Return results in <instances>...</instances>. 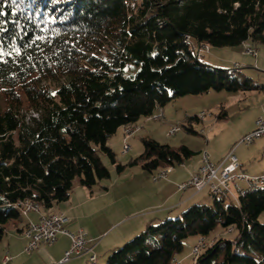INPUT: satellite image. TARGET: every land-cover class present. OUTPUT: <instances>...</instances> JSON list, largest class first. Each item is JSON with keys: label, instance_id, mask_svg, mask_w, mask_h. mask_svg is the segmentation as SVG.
I'll use <instances>...</instances> for the list:
<instances>
[{"label": "trees", "instance_id": "1", "mask_svg": "<svg viewBox=\"0 0 264 264\" xmlns=\"http://www.w3.org/2000/svg\"><path fill=\"white\" fill-rule=\"evenodd\" d=\"M193 39L264 44V0H0V241L20 203L49 210L76 182L93 190L109 178L101 154L123 171L108 145L119 128L178 97L264 88L198 58ZM226 117L223 108L218 118ZM143 143L130 164L151 172L195 153ZM213 198L149 225L107 264H170L186 238L218 226L234 227L235 240L216 239L194 264H264V187L238 202Z\"/></svg>", "mask_w": 264, "mask_h": 264}, {"label": "rangeland", "instance_id": "2", "mask_svg": "<svg viewBox=\"0 0 264 264\" xmlns=\"http://www.w3.org/2000/svg\"><path fill=\"white\" fill-rule=\"evenodd\" d=\"M191 42L196 51L198 50V46H202V56L204 62L215 67L228 69L233 75L240 76V74H245L249 77L251 76L256 83H264V44H252V47L257 52L256 56L259 57V64L257 65L254 63L255 57L251 55L252 58H250L253 59V62L250 63V65L244 67L245 65H242L243 63L242 61H240V57H242L240 46H236L235 48L234 46H214L211 44L199 45L198 42L194 39ZM105 49L102 51L103 55L106 53ZM244 50L245 47H243L242 52ZM197 55L200 58V52L197 51ZM236 63L237 65L241 64L239 68L235 67ZM174 104L177 105L176 112L178 115L185 116L186 110L193 114L196 113L197 115H199L201 112L207 113L202 121L194 123V127L197 131L196 134L187 132L185 127L180 122H176L175 126H178V131L171 135L169 134L171 130L170 128L168 130V135L164 136L166 127H164L165 123L163 121H165V118L158 121L149 117H141L137 123H144L149 118L151 119L150 121H152L151 124L154 126V128L152 129L155 132L154 136H158L159 142L176 147V149H178L181 145L186 144L193 148V150H196L198 152L197 154H195V156H199L200 154L202 156L203 151H208V153L210 154V158L213 161L215 160V156L223 152L225 147L230 144V141L234 139V135H236L242 127L248 125L253 112L259 109L258 107L260 106V104H264V92H248V94H246V91L211 90L210 92L205 94L186 95L183 97H178L165 105L164 108L172 107ZM223 108L228 110V117L219 119L218 116ZM155 121H158L159 123L156 124ZM184 124L187 125L186 122ZM122 131L123 130L119 128L117 133H115L109 139L108 145L115 151L117 163L123 164L125 168L123 171L119 172L116 165L111 162L110 158L107 155L101 154L102 160L104 164L109 168L111 174L109 178L103 179L94 188L101 190L100 192H102L105 190L102 187L108 188L113 185L116 186L113 187L110 194L102 197L101 202L89 203L87 205H84L83 208L84 216L88 221H91L98 209L109 207V205L115 203L113 207H109L107 209H110V211H120L116 213L114 218H108L109 220L104 223V225L106 226L105 228L111 226V224L123 218L124 215H127L136 210H140L139 208H142V206L139 203H144V205L147 204V202H149L150 200L145 199V197L150 196L156 190V188H154L152 184H155L157 181L165 179L168 176L167 175L166 177L155 179L154 176L158 175L161 170L155 169L151 172L142 167L143 163L130 164L131 160L141 155L145 150L143 143L144 137L141 136L144 134V132H136L135 134H131L128 136L130 137L128 139V142L132 146V150L128 153H124ZM214 133L219 134V136L216 137V140H214V138L212 140V135ZM147 134L150 133H146L145 135L147 136ZM251 146L253 145H250V147ZM250 149L251 148L247 147V145H244L237 150V153L242 150L246 153V155H252V159L250 160V162L256 165V167L259 169L260 166L264 165V156L262 157L261 153L257 156V159L254 160L253 153L251 154ZM195 156H193L192 158L194 159ZM179 165L180 164L178 162H175V167H179ZM165 169L169 170L170 167ZM241 186H245V183L241 182ZM80 187L82 188L84 186L76 182L72 191L73 194L71 193L73 197L80 196ZM201 195L205 197L203 201L199 202V204H214V198L213 196H210L209 190L207 188L201 191ZM132 197L135 198L136 201H133ZM118 206L119 209L117 208ZM103 215H105L104 212H101V214L99 215L100 218H104ZM103 221L104 219H102V222ZM259 221L264 223V211L260 215ZM120 224H116L115 227H111L107 231L106 235L110 233L109 239L110 237H114L124 228V225L120 226ZM236 236V231H226L221 226H218L215 230H213L209 235L206 236V239L213 244L216 239L226 238L228 240H235ZM192 239H199V236H189L184 240V244H189ZM194 263L195 255L191 253V257L186 259L183 264Z\"/></svg>", "mask_w": 264, "mask_h": 264}, {"label": "crops", "instance_id": "3", "mask_svg": "<svg viewBox=\"0 0 264 264\" xmlns=\"http://www.w3.org/2000/svg\"><path fill=\"white\" fill-rule=\"evenodd\" d=\"M246 44L252 45L251 42H245L243 45H240V52L242 54V57H240V61H242V65H245L244 67L250 65V63L253 62V59H251V54H244L242 52L243 47ZM234 47L236 48V46ZM254 57V63L258 65L259 57ZM240 65L241 64L238 65V68ZM260 85L264 86V83ZM248 92H264V88L247 90L246 94H248ZM258 108V110L253 112L248 125L242 127L236 134L237 136L234 135V139L230 141V144L225 147L224 151L215 156V160H213L215 163H219L221 160H223L224 157H226V155L233 148H235L238 139L255 128L256 120L259 117H264V104H260ZM163 110L165 113V119L163 118L165 121L163 122L165 123L164 127H166L164 136L168 135V130L174 127L176 122H180L183 126L185 125V122L187 123V125L192 123L193 127L194 123L198 122L196 120H190V117L197 114H193L188 110H186L185 116L178 115L176 112L177 105L175 104L172 107L163 108ZM224 110L227 112L228 117V110ZM157 113L158 109H156L153 114ZM149 118L144 123L136 124L138 126V130L136 132H144V134L141 135L142 137L152 138L158 141L159 138L158 136H154L155 132L154 130H152L154 126L151 124L152 121H150L151 119ZM158 121H155L156 124L159 123ZM121 129L123 130V143V139L125 137L127 138L128 136H126L125 134L124 127H121ZM136 132H134L133 134H135ZM146 133L150 134H147L146 136ZM218 136L219 134L214 133L212 135V140L213 138L214 140H216V137ZM129 138L130 137L127 138V141ZM251 145L253 146L250 147L249 145L247 147L251 148L250 150L251 154L253 153L254 160H256L257 156L261 153L262 157L264 156V136L256 139ZM186 146L195 153L190 158H187L186 161L184 160L183 163L179 165V167H175V165L173 166V169L172 167H170L167 173L168 176L165 179H161L155 184H152L153 187L156 188L155 192H153L150 196L145 197V199H149L150 201L145 205L144 203H139L142 206V208H139L140 210H136L127 215H124L123 218L114 222L107 228H105L106 226L104 225V223L109 220L108 218H114L116 213L120 211H110V209H107L109 207H113L115 203H112L111 205H109V207L98 209L91 221H88L84 216L83 208L84 205H87L89 203L101 202L102 197L110 194L113 187L116 185L108 187L102 192H100L101 190H98L96 188L90 190L87 187H80L79 197H73L72 192L70 198L67 201L56 204L49 210L42 209L41 211L31 210L26 213L20 212V216L18 218L7 223L5 234L0 241V264H4V258L7 254H9L12 259L7 261L5 264H89V257L92 253H95L97 255V264H106V262L108 261V256L114 250L121 247V245H123L134 236L145 231V229L149 225L158 224L166 218L180 217L182 213L191 205L199 204L200 201L204 200L205 196L201 195V191L197 192L193 188H188L185 190H180L178 188L179 183L188 180L198 172L202 162L201 154L199 156H195V154H197L198 152L196 150H193V148H191L190 146ZM241 146H244V144L239 145L235 149V154L238 156L241 162V169L251 175L264 174V165L260 166V168L258 169L256 165L250 162V160L252 159V155L248 156L242 150L237 153V150ZM173 148L176 149V147ZM131 150L132 146L130 151ZM193 156H195L194 159L192 158ZM133 201H136V199L133 198ZM117 208L119 209V206ZM62 212L65 213L69 218V221L65 224V227L68 230L76 231L81 227L87 232V250L83 254L73 257L71 260L63 262L62 259L64 257V254L71 246V239L68 235L61 234L59 235L58 240L55 243L41 244L36 250L32 251L31 253H26L25 246L27 245L28 238L24 234V230L28 226V224L32 222H38L41 213L61 214ZM101 212H104V218H100L99 215L101 214ZM102 219H104L103 222ZM116 224H120V226L124 225V228L122 227L123 229L120 232H118L114 237H110L109 239L110 233L108 235H106V233L111 227H115ZM197 240L198 239H192L189 244H183V248L176 254V258L181 260L182 263H184L186 259L190 258L193 246L196 244Z\"/></svg>", "mask_w": 264, "mask_h": 264}, {"label": "built area", "instance_id": "4", "mask_svg": "<svg viewBox=\"0 0 264 264\" xmlns=\"http://www.w3.org/2000/svg\"><path fill=\"white\" fill-rule=\"evenodd\" d=\"M198 52H200V58L202 57V46H198ZM244 54H251L256 56L257 52L253 48L249 52H243ZM237 65V64H236ZM206 112H201L198 117L202 120L206 116ZM165 116L163 108H158V113L150 116L151 119L161 120ZM138 130V126H131L127 128L126 136H129ZM178 131V126L171 128L169 134L173 135ZM264 136V117H259L256 120L255 128L249 133L245 134L239 139L235 148H233L220 163H215L211 160L208 151L202 152V162L199 170L188 180L178 184L180 190L193 188L197 192L203 189H208L209 194L212 192H219L224 194L230 200H235L234 196L229 192L230 183H237V188L241 191L253 190V183L257 179H264V174L251 175L241 169V162L238 156L235 154V149L241 144L251 145L256 139ZM131 149V145L124 138L123 152L128 153ZM173 169V166H172ZM168 174H158L154 176L155 179L166 177ZM241 182L245 183V186H241ZM21 206H25L26 210L41 211L42 207H34L20 203ZM69 221V218L65 213L61 214H46L41 213L38 222L31 223L30 234H26L28 238L27 245L25 246L26 253H31L36 250L41 244H53L58 240L59 235H68L71 239V246L65 252L62 259L63 262L71 260L75 256L83 254L87 250V232L83 228H78L76 231H70L65 227V224ZM227 231H234V227H230ZM211 246V243L204 237H199L196 244L193 246L192 253L196 258L207 248ZM12 259L7 254L4 258V264ZM89 264H97V255L92 253L89 257ZM170 264H183L181 260L174 258Z\"/></svg>", "mask_w": 264, "mask_h": 264}, {"label": "bare ground", "instance_id": "5", "mask_svg": "<svg viewBox=\"0 0 264 264\" xmlns=\"http://www.w3.org/2000/svg\"><path fill=\"white\" fill-rule=\"evenodd\" d=\"M245 50L243 52H249L253 49L252 45L250 44H246L245 46ZM197 57L199 58V56L197 55ZM131 126H137V125H127V126H124V131H125V134L127 133V128L131 127ZM124 141V139H123ZM168 173V170L167 169H164V170H161L158 174H167ZM264 187V179H257L255 180V182L253 183V190L254 189H258V188H263ZM251 191V190H247V193ZM229 192H231V195L234 196L235 200H230L228 197L224 196V194L222 193H219V192H212L210 193L211 196H214V197H217L219 199H226V200H229V201H234V202H238L240 197L242 196H245V194H247L245 191H241L237 188V183H230L229 185ZM26 205H29V206H34V207H40L37 203L35 202H31V201H26L25 202ZM30 210H26V207L23 206V213H26ZM58 214V213H57ZM30 231H31V223L28 224V226L25 228L24 230V234H30ZM231 232V231H230ZM205 238V237H204ZM207 240V239H206ZM209 241V240H207ZM210 242V241H209ZM211 243V242H210ZM212 245V243H211ZM174 259V258H173Z\"/></svg>", "mask_w": 264, "mask_h": 264}]
</instances>
